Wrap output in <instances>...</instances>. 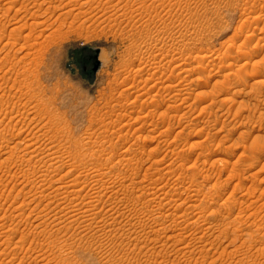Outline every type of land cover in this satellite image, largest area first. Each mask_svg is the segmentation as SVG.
Returning a JSON list of instances; mask_svg holds the SVG:
<instances>
[{
	"label": "rangeland",
	"instance_id": "374dc122",
	"mask_svg": "<svg viewBox=\"0 0 264 264\" xmlns=\"http://www.w3.org/2000/svg\"><path fill=\"white\" fill-rule=\"evenodd\" d=\"M42 1L0 0V29L3 28L5 34L0 41V100L4 101L0 103V111L3 110L0 129L5 125L11 131L14 126L16 131L13 132H22L23 137L39 128L40 136L37 135L43 146L42 153H53L57 160L60 159L54 166L59 165L62 173L58 172L55 178L61 175L67 182L72 177L68 183L77 176L66 173L68 162L72 164L84 158L88 165L107 168L116 153L126 156L130 161L115 162L112 170L115 172L111 171L115 177L103 181L117 179L112 184L115 189L132 182V192L127 197L133 200L136 195H142L150 200L143 199V208L120 216L117 228L122 225L130 228V217L134 222L142 218L140 230L144 221L156 215L167 214L168 217L161 220L163 229L156 232L159 235L153 233L148 240L143 237L139 245L135 240H128L121 231H118L121 235L99 231L98 225L102 222L98 221L109 218L108 214L116 211V207L123 208L118 196L112 201L113 209L101 210L105 213L97 218L94 224L97 228H84L86 222H80L82 219L75 221L77 218L66 215L63 225L71 227L57 234L54 212L62 205L47 207L48 201L40 199L39 191L24 186L28 180L26 176L34 181L42 179L40 172L37 173L40 169L39 166L34 168L32 161L29 164V160L16 164L15 160L25 151L20 150L15 156L8 153L11 142L8 132L0 150V165L5 166L0 169V172L4 169L0 173V182H3L0 188H4L0 189V194L4 192L0 195V206H4L0 207L3 209L0 210V223L5 226H0L3 229H0V243H3L0 244V264H18L23 258L25 264H31L36 256L41 257L42 264H175L185 256L183 252L171 251L173 241L177 248V243L188 241L190 264H199L201 260L203 264H264V68L260 67L264 65V0H46L40 6ZM15 11L20 12L16 14ZM32 13L41 15L33 17ZM41 21L44 24L38 25L42 27L35 26L32 32L33 22ZM14 27L20 30L11 33ZM41 30H45L44 34L53 32L50 37L53 40L50 39L39 56L37 45L30 47L42 40ZM16 32L21 33L20 38ZM8 38L16 44L8 45L11 41ZM24 43L26 46L21 48ZM6 44L8 47L4 46ZM89 46L98 47L100 64L94 73L91 56L94 51ZM248 49L252 50L249 56L243 53ZM29 108L35 110V120H30L32 115L27 117L29 119L17 116ZM5 110L12 112L6 115ZM9 156H13L14 161ZM28 157L24 155L25 159ZM13 162L22 168L13 166ZM27 163L32 167L25 165ZM11 166L12 170L5 171ZM45 166L42 167L45 170L48 166L52 168ZM153 179L156 184L151 185L149 181ZM179 179L185 182L176 185ZM214 183L216 188L218 186L216 190L208 187ZM207 190L209 199L204 195ZM163 192H169V197L163 196ZM101 199L104 201L106 197ZM27 201H30L29 206ZM224 203H228L224 209L232 211L233 216L229 217L224 209L219 214L213 212ZM46 212H49L48 217ZM153 212L156 215L152 216ZM23 216H29V220L22 219ZM225 222L234 224L230 229L233 232L238 228V232L230 234L225 241L227 244H218L214 236L207 235L215 242V247L211 246L209 256L205 252L200 254L198 245L204 243L201 237L205 227L219 228L226 225ZM24 229L28 231L26 238L14 236L16 231L19 234ZM48 232L51 234L47 235ZM66 239L72 245L63 249L56 245L63 246ZM6 246L10 247L9 251L18 249L19 254L16 250L17 254L13 255L15 250H11L8 256L4 255L1 250ZM223 250L226 252L222 254ZM157 251L168 257H159ZM25 253L28 255L24 256ZM64 257L70 259L63 262ZM194 258H199L200 262Z\"/></svg>",
	"mask_w": 264,
	"mask_h": 264
},
{
	"label": "bare ground",
	"instance_id": "6f19581e",
	"mask_svg": "<svg viewBox=\"0 0 264 264\" xmlns=\"http://www.w3.org/2000/svg\"><path fill=\"white\" fill-rule=\"evenodd\" d=\"M44 1L46 2V0H43L42 2H41V4H39L40 6L42 5V4H44ZM39 3H40V1H38ZM27 3V2H26ZM50 3V2H49ZM52 3V2H51ZM36 4H38V3H36ZM47 4V3H46ZM76 4V3H75ZM86 4V3H85ZM38 5V6H39ZM50 5V4H49ZM73 5V4H72ZM29 6V5H28ZM34 6H36L35 4H34ZM40 6H39V8H40ZM81 6V5H80ZM10 7V6H9ZM8 7V8H9ZM20 7H22V6H20ZM31 7V6H30ZM43 7V6H42ZM58 7V6H57ZM62 6H60V8H61ZM67 7V6H66ZM7 8V10H10V8L8 9ZM24 8H25V6H24ZM23 8V9H24ZM38 8V7H37ZM38 8V9H39ZM1 9V8H0ZM20 10H23V9H21V8H19ZM27 8H25V10H26ZM37 9V10H38ZM43 8H41L40 10H42ZM45 9H46V7H45ZM5 10H6V8H5ZM6 10V11H7ZM15 10H18V9H15ZM30 10V9H29ZM39 10V11H40ZM47 10V9H46ZM5 11V12H6ZM4 12V13H5ZM7 12H9V11H7ZM16 12V14L18 13V12H20V11H15ZM36 12V11H35ZM37 13V12H36ZM44 13V12H43ZM39 14V13H38ZM37 14V15H38ZM33 17H36L37 15L35 14V13H32L31 14ZM36 15V16H35ZM39 15H41V14H39ZM45 15V14H44ZM32 16H30L31 18H32ZM15 17H16V15H15ZM41 17V16H40ZM30 18V19H31ZM43 18V17H42ZM48 18L49 17H47V19L45 18V21L46 20H48ZM35 19V18H34ZM37 19H40V18H38L37 17ZM36 19V20H37ZM44 21V20H43ZM43 21H41V22H33V26H32V28H31V31L33 32V30H35L36 29V27L35 26H37V27H40L41 25H43L44 24V22ZM54 22V21H53ZM52 23V22H51ZM38 24H41L40 26L38 25ZM51 25V24H50ZM23 25L21 24V27H22ZM49 26V25H48ZM19 27H20V25H19ZM23 27H25V25L23 26ZM42 27V26H41ZM45 27H47V26H45ZM43 28V29H45L46 30V28ZM26 28V27H25ZM40 29V28H39ZM57 29V28H56ZM3 28H1L0 29V41L2 40L3 41V36L5 35L4 34V32H3ZM18 31V30H20V29H18V27H17V29H15V27H14V29L12 28V30H10L11 31V33H14L13 31ZM23 30H24V28H23ZM23 30H21V31H23ZM45 30H41V34L45 31ZM20 31V32H21ZM48 31V30H47ZM59 31V30H58ZM55 32V31H54ZM255 32V31H254ZM45 33V32H44ZM43 33V34H44ZM53 33V32H52ZM52 33H48V34H44V36H43V38H42V40L39 42V43H35V44H33L30 48H32V47H34L35 45H37L36 47H35V49L37 50V53H38V55L40 56L42 53H43V51H44V49L46 48V46L48 45V42L50 41V39L51 40H53V38H50L51 36H52ZM58 33H60V32H58ZM4 34V35H3ZM15 34H17V37L18 38H20L21 37V33H15ZM29 34V33H28ZM27 34V35H28ZM251 34H253V32L251 33ZM26 35V34H25ZM24 35V38L27 36H25ZM54 35V34H53ZM259 35V34H258ZM7 36V35H6ZM255 36H257V35H255ZM39 37V36H38ZM259 37H261L260 35H259ZM250 38L252 39L253 38V35L252 36H250ZM250 39V40H251ZM258 39V38H257ZM261 39V38H260ZM8 40H11V39H9L8 38ZM8 42V41H7ZM9 44H12V45H15L16 44V42H12V40L10 41V43L8 42V45ZM27 44V43H26ZM26 44L24 43V45H21V48H22V46H26ZM47 44V45H46ZM260 44V43H259ZM250 45V44H249ZM249 45L247 46V48L249 47ZM264 45V44H263ZM4 46H7V44L6 45H4ZM253 46L254 45H252V48H253ZM258 46V45H257ZM8 47V46H7ZM27 48V47H26ZM25 48V49H26ZM29 48V49H30ZM186 48V47H185ZM255 48V47H254ZM245 49H246V47H245ZM258 49V47H256V50ZM249 50H251V49H248V50H244V54L246 53V55H250L251 53H252V50L251 51H249ZM254 50V49H253ZM255 50V51H256ZM260 51V50H259ZM204 55V58H206L205 57V55L206 54H203ZM254 55V54H253ZM255 56V55H254ZM153 57H155V55L153 56ZM163 57V56H162ZM203 57V56H202ZM209 57V56H208ZM207 57V58H208ZM212 58V57H211ZM245 58V57H244ZM243 58V59H244ZM251 58H252V56H251ZM156 59V58H155ZM213 60L215 59V58H212ZM212 59H210V60H212ZM161 61V60H160ZM220 61V60H219ZM244 61H247V60H244ZM264 61V60H263ZM208 62V61H207ZM211 62V61H210ZM213 62H216V61H213ZM248 62V61H247ZM250 62V61H249ZM260 62V61H259ZM5 63H7V62H5ZM253 63H255L254 61H253ZM252 63V64H253ZM257 63V62H256ZM13 64H15V63H13ZM208 64V63H207ZM214 64V63H213ZM259 64H262V62L261 63H259ZM178 65H181V63L180 64H178ZM247 65V64H246ZM3 66H5V65H3ZM221 66V65H220ZM228 66V65H227ZM240 67H241V65H239ZM251 66V65H250ZM258 66V65H257ZM260 66V65H259ZM14 67H15V65H14ZM13 67V68H14ZM159 67H161V65L159 66ZM260 67H262V68H264V65H261ZM157 68H158V66H157ZM228 68V67H227ZM160 69V68H159ZM23 70V69H22ZM237 70V69H236ZM235 70V71H236ZM239 70V69H238ZM21 71V70H20ZM30 71V70H29ZM166 71V70H165ZM232 71V70H231ZM10 72V71H9ZM18 72V71H17ZM16 72V73H17ZM237 72V71H236ZM20 73V72H19ZM228 74V73H227ZM17 75H18V73H17ZM23 75L25 76L26 74H24L23 73ZM187 75V74H186ZM4 76V75H3ZM171 77V76H170ZM174 77V76H173ZM24 78V77H23ZM22 78V79H23ZM25 79V78H24ZM21 80V79H20ZM169 80V79H168ZM26 81V80H25ZM174 81V80H173ZM182 82V81H181ZM193 82V81H192ZM200 84V83H199ZM172 85V84H171ZM171 85H169L168 86V88L169 89H172V87H171ZM174 87H176V86H174ZM136 88V87H135ZM166 88V87H165ZM186 88V87H185ZM150 90V89H149ZM182 90H184L183 88H182ZM131 91V90H130ZM180 91V90H179ZM187 91V89H185V92ZM177 92V91H176ZM181 93V92H180ZM187 93V92H186ZM255 93V92H254ZM13 95V94H12ZM188 95V94H187ZM5 96V95H4ZM24 96V95H23ZM258 96V95H257ZM0 98H1V95H0ZM5 98V97H4ZM3 98V99H4ZM7 98H9V97H7ZM152 99V98H151ZM6 100V99H5ZM11 100H13V99H11ZM163 100V99H162ZM156 101V100H155ZM160 101H161V99H160ZM164 101V100H163ZM162 101V102H163ZM2 102L4 103V101L2 100ZM1 102V100H0V103H2ZM10 102V101H9ZM6 104V103H5ZM9 104V103H8ZM2 106V105H1ZM36 106V105H35ZM27 107V106H26ZM15 108V107H14ZM35 108V107H34ZM36 108H37V106H36ZM15 110V109H14ZM33 110L34 109H28V110H24L23 112H19L20 114H18V111H17V116L18 117H25L26 119H29V118H27V117H30L31 115L33 116L30 120H33L34 118H35V115H33L34 113H33ZM3 110H1L0 112H2ZM6 111V110H5ZM8 111V112H7ZM6 112H4V114H6V115H8V114H10V112H12L11 110H10V112H9V110H7ZM21 111V110H20ZM35 111V110H34ZM186 113V112H185ZM3 114V115H4ZM168 115V114H167ZM165 116V115H164ZM5 117V116H4ZM3 117V118H4ZM17 117V118H18ZM166 117V116H165ZM2 118V117H1ZM10 118V117H9ZM2 120V119H1ZM35 120V119H34ZM12 121V120H11ZM1 122H3V120L1 121ZM10 122V121H9ZM1 124L2 123H0V126H1ZM3 125V124H2ZM9 125V124H8ZM12 125H15V124H12ZM10 126V125H9ZM2 128H4V129H2ZM0 130V150H1V147H4V146H1V144L3 143V140L2 139H4L3 137L5 136V135H7V133L8 132H10V133H8V135H10V137H9V139L8 140H10L11 142H10V146L9 147H7V148H9L10 150V152H8V153H11L12 155H16V153H18L20 150H22V151H25V156L26 155H28L29 157L28 158H24V155L23 156H18L19 157V159H17V160H15L16 161V164H17V162H20L21 163V161H22V164H24L23 162H25L26 160H29V164H30V161H32V163H33V167L35 168L36 166H39L38 167V169H40L39 171H37V173L38 172H40V178H42V179H39L38 181H34L33 179L32 180H30L29 179V177L28 176H26L27 178H28V180L27 181H25V182H27V184L26 183H23L24 184V186L25 185H29V186H31L30 188L31 189H35V190H37L36 192H40V194H37L36 192V194L37 195H41V197H40V199L42 200V201H48L47 203H46V206L48 207V206H51L52 204H56V205H54V207L55 206H57V207H60V205H62V207H60V210L58 211L57 210V212H54L55 213V215H54V220L56 221V224H55V226L57 227V228H54V229H56L55 231H56V233H57V231H58V233H60V232H62L64 229L66 230V232H67V230L68 229H70L69 227H71V225L69 226V227H67L68 225H66V224H64L63 225V223L65 222V221H63L64 219V217L66 216V215H69V216H73V217H75V221H79V220H81L80 222H86V224L84 225V228L85 227H91V228H97V226L95 225L94 226V224H96L95 222H97L98 220H97V218H99L100 217V214H102L101 212V210H103V211H108V210H111V208H112V201H113V199H116V197H118L119 196V201H120V203L122 202V204H123V210L119 207V208H115V206H114V208L116 209V211H113V213H109L108 215V217L109 218H107V219H103L102 221H98L99 223L100 222H102V224H100V225H98V229H100L99 231H103L104 233H115V232H117L118 233V231H121L120 233L122 234V235H127V239L128 240H130V241H133V240H135L136 241V243L139 245V243L141 242V241H143V240H141L143 237L145 238H147V237H150L151 236V234H153V233H156V232H161V230L163 229V223L161 222V220L163 219V218H167L168 217V215L167 214H164V215H156V212H153V213H155V214H152V216H154V215H156V216H154L153 218H150V220H148V221H144L143 223H142V225H141V230L140 229H138L139 228V224L141 223V220H142V218L139 220V221H136V222H134L133 221V218H129V222H130V225H131V227L130 228H125V226L124 225H122V227H118L117 228V225L116 224H119L118 222V218L120 217V216H125L126 215V213H129V212H131L132 210H139L141 207L143 208V206L145 205V201H147L148 199L150 200V197L147 199V200H145L144 198H146V197H142V195H136L135 196V198H133V200H131L130 198H128L127 197V195H128V193H130V192H132V191H130V189L131 188H133V184H131L132 182H129V184H124L123 185V182L121 183L123 186L122 187H120V188H118L117 187V189H115V185L113 186L112 184H114V183H116L117 182V179H115V178H113V179H111L112 181L111 182H106V181H103L105 178H108V179H110V178H112L114 175L113 174H111V171L112 170H114V168H115V162H120L119 164H121L122 163V161L124 162V160H129V158H127L126 156L124 157L123 155H117V153L114 155L116 158H115V161L113 162V158H114V156H113V158H112V164L111 165H109L107 168H105V167H98V165H97V167L96 166H93V165H88L87 164V162L84 160V158H80V161H73V163L72 164H69L70 162H68L67 164H68V171H66V173L68 174V173H73V174H77V176L75 177V178H73L72 180V182H70L71 181V178L72 177H70V179H68V180H70L69 182L70 183H68V180H66L67 182H65L63 179H62V177H58V179L57 178H55L56 176V174L58 173V172H61L60 171V168H58V166L57 167H55L54 166V162L55 163H57V161L60 163V159L59 160H57L58 158L57 157H55L54 156V154L53 153H46L45 155L42 153V151H43V146H42V144H40L38 141H39V134H40V130H39V128H38V130L37 131H35V132H32V131H29V132H27L23 137H22V132H13L15 129V127L13 126V127H11V131H10V129L8 128V126L5 128V125L2 127ZM16 131V130H15ZM39 134H38V133ZM39 136H38V135ZM42 135V134H41ZM7 138V137H6ZM7 140V142H9ZM46 142V141H45ZM43 143V142H42ZM6 144V143H5ZM40 144V145H39ZM48 144V143H47ZM104 145V144H103ZM84 146V145H83ZM101 148H102V146H100ZM104 147V146H103ZM46 148V147H45ZM44 148V149H45ZM104 148H106V147H104ZM100 149V148H99ZM4 150V149H3ZM6 150V149H5ZM8 150V149H7ZM6 150V151H7ZM46 150V149H45ZM103 150H106V149H103ZM112 152H114L112 149H110ZM2 151V150H1ZM52 151V150H51ZM5 152V151H4ZM3 152V153H4ZM48 152H50L49 150H48ZM250 152H251V150H250ZM249 152V153H250ZM1 153V152H0ZM7 153V152H6ZM115 153V152H114ZM10 154V155H11ZM19 154H21L22 155V153L20 152ZM42 155V156H39V155ZM79 154V153H78ZM83 154V153H82ZM109 154V153H108ZM178 154V153H177ZM2 155V154H1ZM0 155V156H1ZM7 155V154H6ZM18 155V154H17ZM201 155V154H200ZM3 156L5 157V154H3ZM82 156H86V155H82ZM109 156V155H108ZM178 156V155H177ZM10 158H11V160H12V157L11 156H9ZM17 157V156H16ZM37 157V158H36ZM80 157V156H79ZM78 157V158H79ZM112 157V156H111ZM117 157H119V159L117 158ZM124 157V158H123ZM184 157V156H183ZM254 157V156H253ZM15 158V157H14ZM108 158H110V157H108ZM178 158V157H177ZM177 158H175V159H177ZM4 159V158H3ZM9 159V158H8ZM7 158L5 159V160H8ZM33 159H36V160H33ZM94 159V158H93ZM179 159V158H178ZM5 160H3V161H5ZM11 160H9V161H11ZM95 160V159H94ZM8 161V162H9ZM12 161H14V160H12ZM130 161V160H129ZM128 161V162H129ZM181 161V160H180ZM245 161V160H244ZM0 162H2L1 160H0ZM7 162V161H6ZM27 162V161H26ZM92 162H93V160H92ZM4 163V162H3ZM78 163V164H77ZM88 163H89V161H88ZM90 163H91V161H90ZM95 163V162H94ZM257 163V162H256ZM5 164V163H4ZM11 163L9 162V165H10ZM14 162H13V166H14ZM15 164V165H16ZM96 164V163H95ZM105 164V163H104ZM109 164V163H108ZM124 164V163H123ZM168 164V163H167ZM12 165V164H11ZM19 165V164H18ZM25 165H27V166H29L28 165V163L27 164H25ZM24 165V166H25ZM44 165H46V166H48V165H51L52 166V168L50 169V167L48 166V168L45 170V169H43L42 167L44 166ZM62 165V164H61ZM105 165H107V164H105ZM128 165H131L130 163L128 164ZM134 165V164H133ZM5 168V166L4 165H0V169L2 168ZM13 166H11L9 169H5V171L7 170H12V167ZM17 166V165H16ZM19 166H21V168H22V165H19ZM19 166H17V168L19 167ZM23 166V167H24ZM27 166H25V167H27ZM45 166V167H46ZM102 166V165H101ZM171 166V165H170ZM170 166H168V167H170ZM24 167V168H25ZM29 167H32V166H29ZM64 167H66V165H64ZM129 167V166H128ZM132 167V166H131ZM135 167V166H134ZM167 167V166H166ZM6 168H8V166H7V164H6ZM33 168V169H34ZM26 169V168H25ZM30 170H32L31 168H29ZM28 169V170H29ZM37 169V168H36ZM62 169V168H61ZM130 169H133V167L132 168H130ZM170 169V168H169ZM4 170V169H3ZM2 170V171H3ZM15 170V169H14ZM18 170V169H17ZM1 171V172H2ZM20 170H18V172H19ZM22 171V170H21ZM36 171V170H35ZM34 171V172H35ZM0 172V173H1ZM10 172V171H9ZM112 172H115V171H112ZM5 173V172H4ZM3 173V174H4ZM11 173H12V171H11ZM17 173V172H16ZM23 173H25V172H23ZM36 173V172H35ZM62 173V172H61ZM14 174V173H13ZM39 174V173H38ZM84 174V175H83ZM1 175V174H0ZM14 175H17V174H14ZM20 175V174H19ZM64 175V174H63ZM62 175V176H63ZM11 176V175H10ZM39 176V175H38ZM66 176V175H65ZM144 176H146V175H144ZM12 177H15V176H12ZM22 177V176H21ZM80 177H85L86 179H88L89 178V180H87V181H82L81 179H80ZM115 177V176H114ZM182 177V176H181ZM17 178V177H16ZM25 178V177H24ZM49 178V179H48ZM116 178H117V176H116ZM12 179V178H11ZM0 180H1V177H0ZM36 180H37V178H36ZM63 180V181H62ZM83 180H85V179H83ZM123 180V179H122ZM144 180V179H143ZM180 180V179H179ZM185 180H187V179H185ZM108 181V180H107ZM120 180H118V182H119ZM124 181V180H123ZM189 181V180H188ZM16 182V181H15ZM21 183H22V181H20ZM149 182H151V185H153V184H156V182H154V179L152 180V181H149ZM148 182V184H150ZM185 181H178V182H176V185H182L183 183H184ZM1 183V182H0ZM1 184H3V182L1 183ZM131 184V185H130ZM218 184V183H217ZM1 186V185H0ZM18 186V185H17ZM16 186V187H17ZM135 186V185H134ZM15 187V188H16ZM143 187V186H142ZM191 187V186H190ZM208 187H210L212 190H214L213 188H215V190L218 188V186H217V188H216V184L214 183V185H212V184H209V186ZM150 188V187H149ZM148 188V189H149ZM176 188V187H175ZM178 188V187H177ZM196 188V187H195ZM0 189H4L3 187L2 188H0ZM20 189V188H19ZM21 189H23L22 188V186H21ZM138 189V188H137ZM140 189V188H139ZM142 189V188H141ZM160 189V188H159ZM197 189V188H196ZM199 189V188H198ZM208 189V188H207ZM15 190V189H14ZM30 190V189H29ZM146 190H147V188H146ZM176 190V189H175ZM193 190V189H192ZM2 191V190H1ZM21 191H23V190H21ZM25 191V190H24ZM32 191V190H31ZM30 191V193H32ZM151 191V190H150ZM157 191V190H156ZM164 191V190H163ZM179 191V190H178ZM211 191V190H210ZM251 191V190H250ZM27 192H28V190H27ZM152 192V191H151ZM151 192H149V193H151ZM196 192V191H195ZM207 193L206 194H204V195H206V198H210V192H209V190H207L206 191ZM6 193V192H5ZM34 193V192H33ZM169 193V192H168ZM168 193H164L163 192V196H168L169 197V195H168ZM175 193V192H174ZM201 193V192H200ZM2 194H4V192H2L0 195H2ZM12 194V193H11ZM36 194H35V196H36ZM156 194V193H155ZM171 194V193H170ZM253 194V193H252ZM71 195H73L72 196V199L71 200H68V203H67V199H69V197L71 196ZM123 195H126V197H122ZM159 195H160V193H159ZM197 195V194H196ZM33 196V195H32ZM34 196V197H35ZM103 196H105L106 197V199L103 201L101 198L103 197ZM150 196H151V194H150ZM174 196V195H173ZM191 196V195H190ZM192 196H193V194H192ZM130 197V196H129ZM162 197V196H161ZM167 197V198H168ZM159 198V197H158ZM53 199V200H52ZM74 199V200H73ZM118 199V198H117ZM128 199H130V201L128 200ZM143 199L145 200V201H143ZM152 199V198H151ZM155 199V198H154ZM1 200H4V199H1ZM36 200V199H35ZM75 200H79V201H75ZM148 200V201H149ZM171 200V199H170ZM40 201V200H39ZM70 201V202H69ZM152 201V200H151ZM150 201V202H151ZM157 201V200H156ZM160 201V200H159ZM184 201V200H183ZM23 202V201H22ZM36 202V201H35ZM59 202V203H58ZM165 202V201H164ZM168 202V201H167ZM264 202V201H263ZM29 203H30V201H29ZM28 203V201H27V205L29 206L30 204ZM36 203H39V202H36ZM146 203H149V202H146ZM156 203V202H155ZM158 203V202H157ZM169 203V202H168ZM210 203V202H209ZM250 203V202H249ZM256 203V202H255ZM40 204V203H39ZM150 204V203H149ZM159 205L161 204V202L160 203H158ZM166 204V203H165ZM164 204V205H165ZM228 203H224V204H222V205H219V208H217V211L214 209V208H210L211 210L212 209H214L213 210V212L214 213H217V214H219L220 212H222L221 210H223L224 209V206H226ZM230 204V203H229ZM37 205V204H36ZM147 205V204H146ZM151 205V204H150ZM2 207H4L3 205H1ZM0 206V207H1ZM23 206V205H22ZM21 206V207H22ZM231 206H233V205H231ZM36 207V206H35ZM45 207V206H44ZM109 207H111V208H109ZM209 207H211V206H209ZM31 208H33V207H31ZM30 208V209H31ZM262 208V207H261ZM43 209H45V208H43ZM49 209H51V208H49ZM113 209V208H112ZM157 209V208H156ZM167 209V208H166ZM192 209V208H191ZM0 210H3V209H0ZM18 210H20V209H18ZM17 210V211H18ZM31 210H34V209H31ZM30 210V212L32 213V211ZM41 210V209H40ZM47 210V209H46ZM56 210V209H55ZM186 210V209H185ZM225 211L227 210V208H225L224 209ZM25 211V210H24ZM36 211V210H35ZM106 211V212H107ZM191 211V210H190ZM201 211H203V210H201ZM21 212H23V211H21ZM42 212V211H41ZM112 212V211H111ZM166 212V211H165ZM185 212V211H184ZM227 213H228V215H229V217H231V216H233V212L232 211H226ZM24 213V212H23ZM105 213V212H104ZM103 213V214H104ZM16 214H18V213H16ZM22 214V213H21ZM29 214V213H28ZM38 214V213H37ZM42 214V213H41ZM44 214V213H43ZM103 214H102V216H103ZM157 214H159V213H157ZM196 214V213H195ZM14 215V214H13ZM26 215V214H25ZM29 215H35V213L34 214H29ZM48 215H49V212L47 213L46 212V214H45V216L46 217H48ZM151 215V214H150ZM173 215V214H172ZM180 215V214H179ZM184 215H186V214H184ZM226 215V214H225ZM239 215V214H238ZM237 215V216H238ZM241 215H242V213H241ZM2 216V215H1ZM35 216H37V215H35ZM41 216V215H40ZM52 216V215H51ZM174 216V215H173ZM199 216V215H198ZM13 217V216H12ZM28 218H29V216H27ZM34 217V216H33ZM33 217L32 218H30V220L32 219V222H33ZM45 217V218H46ZM105 217H107L106 215H105ZM25 217L23 216V218L22 219H24ZM28 218H25V219H28ZM175 218V217H174ZM234 218H237V217H234ZM240 218V217H239ZM101 219H102V217H101ZM100 219V220H101ZM191 219V218H190ZM242 218H240L239 220H241ZM12 220H14V219H12ZM11 220V221H12ZM29 220V219H28ZM35 220V219H34ZM36 220H41V219H36ZM74 220H72V221H74ZM97 220V221H96ZM164 220V219H163ZM233 220V219H232ZM236 220V219H235ZM3 221V220H2ZM72 221H71V223H72ZM197 221V220H196ZM226 221V220H225ZM228 221V220H227ZM234 221V220H233ZM5 222V221H4ZM27 222H30V221H27ZM26 222V223H27ZM36 222V221H35ZM184 222V221H183ZM186 222H188V220L186 221ZM186 222H184L183 224H185ZM1 223H3V222H1ZM0 223V224H1ZM6 223V222H5ZM41 223V222H40ZM70 223V224H71ZM226 223V222H225ZM231 223H233V222H231ZM240 223V222H239ZM42 224V223H41ZM165 224H167V223H165ZM179 224V223H178ZM182 224V225H183ZM218 224V223H217ZM6 225V224H5ZM14 225V224H13ZM222 225V224H221ZM1 227L3 226V227H5L3 224H1L0 225ZM16 226H17V224H16ZM30 226H32V225H30ZM121 226V225H120ZM180 226V225H179ZM187 226V225H186ZM186 226L185 227H182V228H186ZM202 226V225H201ZM232 226H234V224L232 225H227V223H226V225L224 224V225H222V226H220L219 228L218 227H212V226H207V227H205V229H204V235H202V237L201 236H199V238L201 237V239H203L204 241V243L203 244H201V245H198V248H199V251H200V254H202V252L204 253H206V255H208L209 256V254H207V253H210V251H211V246L213 245V247H215V242L214 241H211L210 239H208V237H207V235L208 236H214V238H215V241L216 242H218V244H223L228 238H230L231 236H230V234L232 235L235 231H237L238 230V228L237 229H235L233 232L231 231L232 229H230V227H232ZM1 227H0V229H1ZM10 227H11V225H10ZM14 227V226H13ZM188 227V226H187ZM7 228V227H6ZM168 228V227H167ZM233 228V227H232ZM235 228V227H234ZM36 229V228H35ZM119 229V230H118ZM170 229V228H169ZM179 229H180V227H179ZM188 229V228H187ZM1 230H3V229H1ZM0 230V231H1ZM18 230V229H17ZM41 230V229H40ZM64 230V231H65ZM198 230V229H197ZM26 230L24 229V231H22L21 233H19L18 234V231H16L15 233L16 234H14V236H16V235H20V237L19 238H26L27 237V234H28V231H26ZM34 231V230H33ZM44 231V230H43ZM185 231V230H184ZM39 232L40 231H38L37 232V234H39ZM41 232H42V230H41ZM45 232V231H44ZM43 232V233H44ZM238 232V231H237ZM57 233V234H58ZM103 233V234H104ZM116 233V235H118V234H120V233H118L117 234ZM236 233V232H235ZM234 233V234H235ZM9 234V233H8ZM37 234L35 235V237L37 236ZM40 234H42V233H40ZM49 234H51L50 232H48L47 233V235H49ZM120 234V235H121ZM157 234V233H156ZM167 234V233H166ZM169 234V233H168ZM42 235H44V234H42ZM46 235V236H47ZM78 235V234H77ZM115 235V234H114ZM155 235V234H154ZM157 235H159V234H157ZM156 235V236H157ZM237 235H238V233H237ZM236 235V237H238ZM246 235V234H245ZM244 235V236H245ZM40 236V235H39ZM45 236V237H46ZM63 236H65V235H63ZM79 236V235H78ZM104 236V235H103ZM105 236H107V235H105ZM133 236V237H132ZM171 236H173V235H170L169 237H171ZM230 236V237H229ZM6 237H8V236H6ZM38 237V236H37ZM48 237H51V236H48ZM61 237V236H60ZM168 237V238H169ZM242 237V236H241ZM47 238V237H46ZM66 238V237H65ZM76 238V237H75ZM75 238H74V240H75ZM80 239H85V237H83V236H80L79 237ZM91 238V237H90ZM210 238V237H209ZM213 238V239H214ZM243 238V237H242ZM241 238V239H242ZM51 239V238H50ZM69 239V238H68ZM112 239V238H111ZM117 239V238H116ZM115 239V240H116ZM154 239V238H153ZM3 240V239H2ZM23 240H25V239H23ZM23 240H21V241H23ZM67 240V239H66ZM71 240V239H70ZM76 240H77V238H76ZM106 240V239H105ZM114 240V241H115ZM147 240H148V238H147ZM158 240V239H157ZM156 240V241H157ZM173 240V239H172ZM182 240H186V239H181V241ZM191 240V239H190ZM234 240H236V239H234ZM248 240V239H247ZM251 240V239H250ZM250 240H248V241H250ZM3 241H5V239L3 240ZM6 241H8V239L6 238ZM5 241V242H6ZM10 241V240H9ZM32 241V240H31ZM30 241V242H31ZM62 241H64V240H62ZM68 241L69 240H67L66 241V244H65V242H63L64 244H63V246L61 245L60 246V244H56L57 246H59V247H61L62 249H63V247L64 248H66L68 245H72V244H68ZM77 241H79V240H77ZM82 241V240H81ZM80 241V242H81ZM84 241V240H83ZM111 241V240H110ZM113 241V240H112ZM122 241V240H121ZM150 241V240H149ZM228 241H231V240H228ZM232 241H233V239H232ZM252 241V240H251ZM36 242H37V240H36ZM72 242V241H71ZM116 242V241H115ZM152 242V241H151ZM192 242V241H191ZM201 242V241H200ZM213 242V243H212ZM233 242H235V241H233ZM245 242V241H244ZM247 242V241H246ZM7 243V242H6ZM9 243V242H8ZM17 242H15V244H16ZM18 243H20L19 241H18ZM17 243V248H19V244ZM23 243V242H22ZM44 243V242H43ZM49 243V242H48ZM59 243H62V242H59ZM69 243H70V241H69ZM73 243V242H72ZM122 243V242H121ZM128 243H130V242H128ZM142 243V242H141ZM147 243V242H146ZM195 243V242H194ZM193 243V244H194ZM202 243V242H201ZM226 243V242H225ZM228 243V242H227ZM226 243V244H227ZM0 244H2L3 245V243H0ZM76 244V243H75ZM136 244V245H137ZM166 244V243H165ZM165 244L163 245L164 247H165ZM178 244V248H177V245H176V242H172V246H173V248H171V247H169L168 246V250L171 248V251H175L176 253H179V254H181V252H183L184 254H182L183 256H185V258L182 260V261H180L179 260V262L177 261V262H175V264H190V263H188L189 261H190V259H188V251H190V250H188V241H187V243H184V242H182V244H180L179 245V243H177ZM198 244V243H197ZM243 244V243H242ZM8 245V244H7ZM53 245H54V243H53ZM52 245V246H53ZM56 245H54V246H56ZM78 245V244H77ZM30 246H31V244H30ZM135 246V245H134ZM167 246V245H166ZM7 247V248H6ZM6 247H4L3 248V250H1L3 253H4V255H6V256H8L9 255V253L8 252H10L12 249H10V251H9V248L10 247H8V246H6ZM32 247V246H31ZM58 247V251H62V249L61 248H59ZM70 247V246H69ZM74 249L76 248L75 246L73 247ZM36 249V248H35ZM34 249V250H35ZM53 249V248H52ZM61 249V250H60ZM72 249V248H71ZM161 249V248H160ZM197 249V248H196ZM218 249V248H217ZM13 250H15V249H13ZM12 250V251H13ZM17 250V252H18V249H16ZM16 250L14 251V254L13 255H16L17 254V252H16ZM25 250V249H24ZM73 250V249H72ZM163 250H164V248H163ZM162 250V251H163ZM219 250V249H218ZM225 250H227V249H225ZM225 250H223L222 251V254H223V252L225 251ZM164 251H166V250H164ZM230 251V250H229ZM1 252V253H2ZM16 252V253H15ZM28 252V251H27ZM70 252V251H69ZM158 252V251H157ZM156 252V254H158L159 255V257H164L165 259L168 257V256H165V254L163 255L162 253H161V251H159L158 253ZM226 252V251H225ZM56 253V252H55ZM166 253V252H165ZM197 253V252H196ZM8 254V255H7ZM11 254V255H12ZM18 254H19V252H18ZM61 254H63V253H61ZM60 254V255H61ZM68 254V252H66V255ZM161 254V255H160ZM169 254V253H168ZM198 254V253H197ZM213 254V253H212ZM222 254H218V255H222ZM4 255H1V256H4ZM26 255H28V253H25V255L24 256H26ZM65 255V256H66ZM205 255V257L206 258H208L207 256ZM201 256V255H200ZM199 256V257H200ZM46 257V256H45ZM158 257V256H157ZM157 257H156V259H157ZM162 257V258H163ZM191 257V256H190ZM3 258H5V256L3 257ZM41 259V257L39 256H36V258H35V260L33 261L32 260V262H31V264L32 263H35V264H42V260H40ZM213 258V257H212ZM219 258V257H218ZM23 259H25V258H23ZM22 259V260H23ZM52 259V258H51ZM61 259H63V258H61ZM68 259H70V258H68ZM67 259V260H68ZM154 260V261H156L157 262V260ZM195 259V258H194ZM209 259V258H208ZM2 261H3V259H1ZM21 260V263H18V264H25V262H23ZM44 260V259H43ZM66 259H65V257H64V259H63V262L64 261H67ZM163 260V259H162ZM165 261V260H164ZM194 261H196V262H200V260H199V258H197V259H195ZM30 262V261H29ZM73 262V261H72ZM77 262V261H76ZM159 262V261H158ZM157 262V263H158ZM161 262H163V261H161L160 260V263ZM172 262V261H171ZM204 262H205V260H204ZM214 262V261H213ZM62 263V262H61ZM66 263V262H65ZM70 263V262H69ZM151 263H154L153 261L151 262ZM173 264H174V262H172ZM201 263H202V260H201ZM201 263H199V264H201ZM27 264V263H26ZM43 264H44V262H43ZM55 264V263H54ZM66 264H68V263H66ZM74 264V263H73ZM156 264V263H155ZM169 264V263H168ZM197 264V263H196ZM203 264V263H202Z\"/></svg>",
	"mask_w": 264,
	"mask_h": 264
},
{
	"label": "water",
	"instance_id": "95a60500",
	"mask_svg": "<svg viewBox=\"0 0 264 264\" xmlns=\"http://www.w3.org/2000/svg\"><path fill=\"white\" fill-rule=\"evenodd\" d=\"M89 48L94 51V53L91 55L92 56V62H93L92 72L94 73L100 64L99 59L97 58L98 47L89 46Z\"/></svg>",
	"mask_w": 264,
	"mask_h": 264
}]
</instances>
